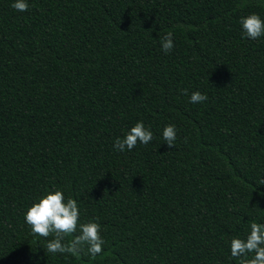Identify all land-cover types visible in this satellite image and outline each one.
I'll return each instance as SVG.
<instances>
[{
    "label": "trees",
    "instance_id": "obj_1",
    "mask_svg": "<svg viewBox=\"0 0 264 264\" xmlns=\"http://www.w3.org/2000/svg\"><path fill=\"white\" fill-rule=\"evenodd\" d=\"M14 2L0 0V264H240L231 240L264 224V36L240 19H264V0ZM141 121L153 140L118 151ZM56 190L100 224L95 259L31 234L26 211Z\"/></svg>",
    "mask_w": 264,
    "mask_h": 264
},
{
    "label": "clouds",
    "instance_id": "obj_2",
    "mask_svg": "<svg viewBox=\"0 0 264 264\" xmlns=\"http://www.w3.org/2000/svg\"><path fill=\"white\" fill-rule=\"evenodd\" d=\"M11 7L18 12L29 10L27 0H15ZM240 24L245 38L258 40L264 36V19L258 14H250L241 17ZM162 51L168 54L174 47L173 35L171 32L162 37ZM184 95L188 94L183 89ZM208 99L206 94L199 91L193 92L190 96V103H203ZM162 137L165 143L172 148L175 146L177 132L175 125H167L163 129ZM153 140V133L147 129L144 123L137 122L124 138H117L114 147L123 152L125 149L131 151L138 143L147 145ZM264 185V179L259 181ZM79 207L77 200L65 199L61 190L48 192L39 198L38 202L28 208L25 213V222L31 228L33 236L43 238L54 237L48 240L46 252L53 254H70L79 256L82 252L95 259L103 252L105 241L101 237V226L97 222L79 223ZM73 237L65 242L66 237ZM231 256L239 260L240 264H264V224L252 222L250 233L246 238H233L230 243ZM249 254H252L249 257Z\"/></svg>",
    "mask_w": 264,
    "mask_h": 264
}]
</instances>
